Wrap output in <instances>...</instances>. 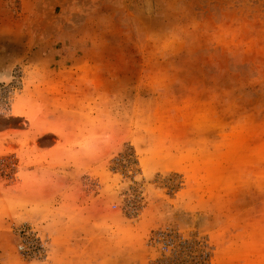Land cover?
<instances>
[{
  "label": "rangeland",
  "instance_id": "rangeland-1",
  "mask_svg": "<svg viewBox=\"0 0 264 264\" xmlns=\"http://www.w3.org/2000/svg\"><path fill=\"white\" fill-rule=\"evenodd\" d=\"M165 226L264 264V0H0V264H148Z\"/></svg>",
  "mask_w": 264,
  "mask_h": 264
},
{
  "label": "built area",
  "instance_id": "built-area-1",
  "mask_svg": "<svg viewBox=\"0 0 264 264\" xmlns=\"http://www.w3.org/2000/svg\"><path fill=\"white\" fill-rule=\"evenodd\" d=\"M195 237L174 226L153 231L147 243L151 254L148 264H212L213 250ZM45 247L46 239L23 231L18 248L24 255L30 257Z\"/></svg>",
  "mask_w": 264,
  "mask_h": 264
},
{
  "label": "crops",
  "instance_id": "crops-1",
  "mask_svg": "<svg viewBox=\"0 0 264 264\" xmlns=\"http://www.w3.org/2000/svg\"><path fill=\"white\" fill-rule=\"evenodd\" d=\"M66 224H67V232H68V233H67L68 241L71 240V241L73 242L74 240H72L71 238H75V237L78 238V237H77V235L74 237V235L70 234V232H69V231L72 230L71 227H72L73 224H74V223L71 221V219H70L69 216L67 217V223H66ZM76 241H77V240L75 239V241H74L73 243H75ZM67 260H69V259L67 258ZM67 264H68V263H67Z\"/></svg>",
  "mask_w": 264,
  "mask_h": 264
}]
</instances>
